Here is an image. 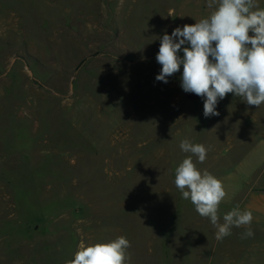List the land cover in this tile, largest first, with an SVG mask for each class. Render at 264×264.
Returning a JSON list of instances; mask_svg holds the SVG:
<instances>
[{
	"label": "rangeland",
	"instance_id": "374dc122",
	"mask_svg": "<svg viewBox=\"0 0 264 264\" xmlns=\"http://www.w3.org/2000/svg\"><path fill=\"white\" fill-rule=\"evenodd\" d=\"M208 3L0 0V264H66L81 242L118 236L127 264H202L216 228L174 184L192 155L180 142L208 149L192 158L221 180L219 208L260 188L242 181L248 163L264 169V103L229 93L205 118L182 65L156 80L162 36L208 18Z\"/></svg>",
	"mask_w": 264,
	"mask_h": 264
},
{
	"label": "clouds",
	"instance_id": "9594fccd",
	"mask_svg": "<svg viewBox=\"0 0 264 264\" xmlns=\"http://www.w3.org/2000/svg\"><path fill=\"white\" fill-rule=\"evenodd\" d=\"M208 18L192 25L177 27L171 35L160 39L157 62L162 66L157 81L167 78L183 66L181 87L187 93L206 98L205 118L218 116L219 100L232 93L247 105L258 108L264 103V8L256 0H209ZM183 45V57L178 55ZM214 45V46H213ZM180 149L192 155L184 158L175 169L174 184L182 198L190 200L201 217L210 219L217 229L215 239L222 241L232 234L233 227L249 226L244 237L254 235L250 228L253 215L241 211L239 205L223 216L219 223L218 210L227 193L217 177L201 172L193 156L203 163L208 149L188 139L180 142ZM130 242L118 236L107 242H81L74 259L66 264H127Z\"/></svg>",
	"mask_w": 264,
	"mask_h": 264
},
{
	"label": "crops",
	"instance_id": "0c3cea01",
	"mask_svg": "<svg viewBox=\"0 0 264 264\" xmlns=\"http://www.w3.org/2000/svg\"><path fill=\"white\" fill-rule=\"evenodd\" d=\"M248 164L247 173L242 174V181L262 182L260 188L246 186L245 189L239 190L237 193L238 204L222 207L219 210L226 214L237 205H239L241 211L250 210L253 215L250 228L254 235L244 237L243 234L249 226L233 227L231 235L225 237L222 241L214 239L211 241L209 248L201 250L202 264H264V169L259 174V169H251L250 163ZM236 177H238V181L241 180L240 174L234 176V178Z\"/></svg>",
	"mask_w": 264,
	"mask_h": 264
},
{
	"label": "water",
	"instance_id": "95a60500",
	"mask_svg": "<svg viewBox=\"0 0 264 264\" xmlns=\"http://www.w3.org/2000/svg\"><path fill=\"white\" fill-rule=\"evenodd\" d=\"M195 94L194 93H191L190 96H194Z\"/></svg>",
	"mask_w": 264,
	"mask_h": 264
}]
</instances>
